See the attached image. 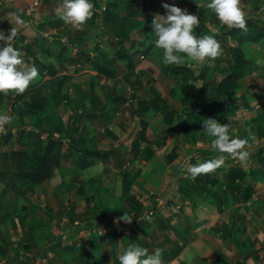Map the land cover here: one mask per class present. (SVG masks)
<instances>
[{
	"label": "crops",
	"instance_id": "1",
	"mask_svg": "<svg viewBox=\"0 0 264 264\" xmlns=\"http://www.w3.org/2000/svg\"><path fill=\"white\" fill-rule=\"evenodd\" d=\"M19 2L27 8L33 0ZM89 2L94 5L93 16L82 31L60 18L63 0L41 1L31 18L24 15L22 10L26 8L13 6L7 12L10 17L2 14L9 21L0 17V32L8 35L11 28L16 27L13 46L21 52L26 64L34 65L39 71L38 78L22 95L0 93V115L7 114L11 118L5 125L6 135L0 139V169L7 173L0 180V261H5L9 255L18 259L26 244L31 246L29 253L37 257L44 256L52 247V264H119V255L129 246L146 248L149 254L162 249L163 264H264V36L240 43L249 64L236 103L217 120L221 124L228 123L231 137L246 139V129L250 128L261 143H253L248 149L250 156L246 166L223 154L225 163L212 173L214 181L203 187L192 186L193 178L187 172V165L215 159L221 153L210 148L212 137L203 126L198 143L181 145L177 158L168 162L169 150L162 137L163 115L159 107L145 111L136 107L133 113L141 112L144 117L142 127L133 125L139 119L128 123L127 114L124 122L118 121L117 102L125 101L130 88H125L126 95L120 94V85H127L120 84L119 68L130 72L126 63L115 58L122 47L116 38L119 26L106 25L102 21L100 2ZM114 2L117 9L111 8L115 16L121 18L128 37L124 46L129 54L152 45L132 72L135 74L145 75L143 66L155 53L151 42L156 39L152 21L156 15L167 16L164 3L199 17V26L194 29L197 37L216 38L230 30L205 7L211 0ZM241 2L246 20L264 29V0ZM16 17L24 21L23 26L16 24ZM133 22L138 24L132 25ZM231 44L237 45V42L233 40ZM188 61L194 64L196 74L202 66L212 62L203 65ZM98 64L113 68V76L108 79L99 75L95 69ZM159 67L161 73V65ZM102 78L106 80L102 87L117 81L119 87L105 95L98 94L96 87ZM149 80L145 77V81ZM152 85L151 97L143 102L154 101L152 87L166 99L165 90ZM58 87L62 91H58ZM67 87H74L77 96L75 92L70 98L63 95ZM16 97L24 107H12ZM52 101H56L53 110ZM80 101L86 109L73 117L70 112L81 108ZM34 102L42 103V107L36 105L37 113L30 108ZM178 104L177 107L169 105L181 111ZM152 109L156 115L150 119ZM58 118L64 121L63 128L56 125ZM52 134L58 144L55 151L60 148L63 154L60 164L55 159L53 174L39 183L31 182L29 177L16 176L13 171L21 164L35 166L42 161ZM14 152L22 156L9 158ZM234 169H239L246 182L254 186L248 202L238 201L235 196L230 180ZM184 181H189L191 197L180 191ZM156 195H166L169 200L156 207L154 219L148 223L133 221V211L154 208ZM128 219L131 223L126 221ZM78 222L82 228L76 226ZM127 226L132 234L120 237L116 229ZM92 229L108 232L101 236L90 232ZM42 230L47 234L39 233Z\"/></svg>",
	"mask_w": 264,
	"mask_h": 264
},
{
	"label": "trees",
	"instance_id": "2",
	"mask_svg": "<svg viewBox=\"0 0 264 264\" xmlns=\"http://www.w3.org/2000/svg\"><path fill=\"white\" fill-rule=\"evenodd\" d=\"M98 1L100 2V0ZM114 4V0H107L106 9L104 12H101V16L103 18V20H101L106 25L115 24L119 26L116 38H118L117 41H119V44L122 47L116 53L117 56L115 58L116 60L126 63L128 71L132 73L142 62V58L144 59L146 54H148V51L150 50V47L152 45H148L147 47L142 48L134 54H129L127 48L124 46V43L128 40V37L126 33H124L121 18L116 17V14L112 10V8H116ZM124 10H127V8H124ZM246 21V30L233 28L228 30L227 32L221 33L218 37L215 38L221 44V47L223 49L222 52L228 50L230 56L229 72H227L228 74L221 78V80L219 81L216 77L214 78L213 75H210V73H216L218 70V67L220 65L218 58L215 59V66L212 67L210 63L202 66L196 78L195 68L193 67L194 64L189 62L187 58H185L184 62L179 65L166 66L162 62L163 50L159 49L161 54V74L163 75V77L174 81V84L176 85L178 90H173L172 93L173 95L176 94L175 96L177 98V101L180 103L182 110L177 111L173 107H171L166 99H164L160 95L159 91H157V89H155L154 87H152V91L154 93V101H141L138 102V106L140 107V109H142V111H145V109L148 110L151 107L160 108L159 110L163 115L164 134L162 135V137L165 139L166 149L169 150V156L167 159L168 162L171 163L177 158V150L181 149V145H194L198 143L200 135H202L203 123L206 121V119H222L227 113V108L236 103L238 99L237 92L241 87V81L249 64L247 59L245 58L243 51L240 48V43L243 40H257L264 36V29L262 27L257 26L252 20ZM131 24L137 25L138 23L133 22ZM114 34L115 33H113V35ZM233 40L237 42V45L231 44V41ZM95 69L99 75L106 76V78L108 79H110L114 74V69L109 66L98 64ZM196 80L198 82H201V86L198 90L193 84V82ZM209 81H211L212 84L208 86L207 83ZM58 91H62L61 87H58ZM57 95L53 96L56 97ZM37 102L31 103L32 105H30V108H34L31 109V111L34 110L35 113H37V111L35 110L37 109L36 105L40 104V106L42 107V103ZM55 102L56 101H52V110ZM23 105L24 104L22 103V101H20V99L17 97L12 101V107L14 108L19 109L22 108ZM38 135L40 136L41 134ZM61 140L62 139H59L58 143H61ZM57 147L58 144H56V141L52 139L50 141V145H48L47 149L44 150L42 161L39 164L35 166H28L26 163H24L19 167H16V171L13 172L16 174V176H19L21 178L29 177L31 182L35 183H39L42 179L49 178L51 173L53 174L54 171L53 168L55 166V159H57L56 162L60 164L61 158H63V154H61L60 148L57 152L55 151ZM169 147L171 148L169 149ZM18 156L22 155L17 152L8 155V157L12 159H15ZM51 157L52 164L50 163ZM192 165L195 166L198 164L195 163ZM57 168H59V165H57ZM5 175H7V173L0 169V180ZM177 180L179 181L180 178ZM230 180L234 185V193L235 196L238 197V201L248 202L252 198L254 193L253 184L246 182L245 175L239 169L232 170V173L230 174ZM212 181H214L212 173L207 175L202 174L193 179L191 184L192 186H194L195 184H199L203 187L205 184ZM188 184L189 181L182 182V184H180V191L186 196L191 197L192 192L188 191L190 189ZM203 194L204 192L202 191V197ZM154 205L155 206L153 209L155 210L157 207L155 202ZM79 223L80 226L77 227L82 228L81 222ZM72 226L75 227V224L73 223ZM119 236L122 238L126 237L123 235ZM23 246H25V249L23 247L21 248L23 253L18 256V259H16V256L14 255H9L8 257H6L5 261H0V264L1 262H4V264H52V247L50 248L51 250L49 252H45L44 256L37 257L33 253H29V249L31 246L26 244ZM44 260H46V263H43Z\"/></svg>",
	"mask_w": 264,
	"mask_h": 264
},
{
	"label": "clouds",
	"instance_id": "3",
	"mask_svg": "<svg viewBox=\"0 0 264 264\" xmlns=\"http://www.w3.org/2000/svg\"><path fill=\"white\" fill-rule=\"evenodd\" d=\"M167 16L156 15L152 21L155 33V47L163 50L162 62L164 65H179L185 58L203 63L206 60L214 61L222 54V47L218 40L211 35L197 37L194 29L199 26V17L189 14L179 7L163 4ZM215 13L222 25L230 29L246 30V12L241 0H211L205 5ZM94 5L89 0H63L60 18L65 24L71 25L78 31L93 16ZM16 24L23 26L24 21L16 17ZM18 29L12 27L10 34L0 32V93L8 95L15 93L22 95L34 82L39 71L33 65L29 66L22 59L21 52L12 44ZM11 118L7 114L0 115V131L10 123ZM208 136L212 137L210 148L221 153L217 158L208 160L198 165H187V172L195 179L200 175L214 173L225 163V155L238 160L242 166H246L253 143H261L257 140L252 130L246 129L248 138H233L229 134V125L221 124L215 119H206L203 123ZM131 223V219L126 220ZM162 249H156L149 254L148 249L140 246H129L123 254L119 255V264H163Z\"/></svg>",
	"mask_w": 264,
	"mask_h": 264
},
{
	"label": "rangeland",
	"instance_id": "4",
	"mask_svg": "<svg viewBox=\"0 0 264 264\" xmlns=\"http://www.w3.org/2000/svg\"><path fill=\"white\" fill-rule=\"evenodd\" d=\"M23 2V0H22ZM32 5V4H31ZM12 6L17 9H19L20 7L22 8H26V6L22 5L21 2H19V0H0V15L4 14L5 16L9 15L10 13H7L8 12V9L11 8L12 9ZM29 6L26 8V9H23L22 11H24V15L26 17L27 16V10H28ZM4 15L0 16L1 19L3 21H9V19L3 17ZM11 15H9L10 17ZM28 18H31V17H28ZM11 20H13V17L10 18ZM156 40V39H155ZM155 40H152V44H154V48H155V53H153L151 55V58L146 61V63L144 64L143 67L144 70H146V73L145 75L141 72H138V74H135V73H128L126 72V70H123L122 68H119L120 69V74L121 75V80L120 81V84L121 83H125L127 86H121L120 85V88H121V91H120V94H124L126 95L125 93V88L128 87L129 89L127 90V95H126V99L125 101H123L122 103L121 102H117L118 106L117 109L120 110V112L118 113V116H119V122L123 121L124 122V119L127 117L126 114L128 115V118L130 119L128 121V123L131 121H135L136 119H139L140 121L138 123H134L133 125L134 126H138V127H142L143 126V122L142 120L144 121V117L141 116V112L140 113H133L134 110L136 109V107H139L138 106V102H141L145 99H148L149 97H151V84H153L155 87L157 86L158 88H160L161 90H165V98L167 99V101L169 102L170 105H173L174 107H177L179 104H178V101H177V98H176V94L173 95L172 91L173 90H176L177 87L176 85L174 84V81L172 80H169V79H166L164 78L161 73H160V65H161V55L159 53V49H157L155 47ZM147 43V42H146ZM229 60H230V56H229V51L226 50L224 52H222V54L218 57V61H219V67H218V70L216 73H210V75L215 78H217V80H221V78H223L224 76H226L229 72ZM211 60H206L205 62L203 63H199V64H206L207 62H209ZM146 67H148V69H146ZM198 73V71H196ZM118 73V72H117ZM196 78L198 76V74H195ZM145 77H147L148 79H150L149 81H145ZM213 78V79H214ZM103 81H106L104 80L103 78L100 79V81H98L97 83V87H96V92L100 95H105L104 93H108L110 92L113 88L114 91L117 90V88L119 87V81H117L114 85L112 84H109L107 85L106 87H102L101 85H105L103 84ZM148 82V83H147ZM211 82V81H209ZM208 82V83H209ZM207 83V84H208ZM195 88L198 90L201 86V82L199 81H194L193 82ZM212 84V83H211ZM118 86V87H117ZM54 87V86H53ZM178 90V89H177ZM123 91V92H122ZM73 92L74 91V87H67L66 89H64V92L63 95H66L67 97H71L70 94H74ZM75 95L77 96L76 92H75ZM78 99V98H77ZM136 99L138 100V102H133V104H131V100H135ZM63 100V99H62ZM74 100V99H73ZM66 100H64V103L66 104L65 102ZM82 101L78 102V104L81 106V108H78L76 110H72L70 113L73 114V117H75L76 115H80L81 112H83L86 108L85 106L83 105L82 106ZM120 106V107H119ZM137 114V115H136ZM151 114V115H150ZM152 115H156V112H155V109H152L151 112H149V115L148 117L150 116V119L152 117ZM60 118L56 119V125L59 126V128H63L64 127V121L63 123L61 121H59ZM78 126H80V122L78 121ZM54 125V124H53ZM52 139H55L53 137V134H52ZM254 200H257V199H254ZM253 203L250 202V205H252ZM39 233H42V234H47L46 231L42 230L40 231Z\"/></svg>",
	"mask_w": 264,
	"mask_h": 264
},
{
	"label": "built area",
	"instance_id": "5",
	"mask_svg": "<svg viewBox=\"0 0 264 264\" xmlns=\"http://www.w3.org/2000/svg\"><path fill=\"white\" fill-rule=\"evenodd\" d=\"M43 1V0H33L32 2V5L28 8L27 10V16L28 17H31L32 14L35 12V10L37 9V7L39 6L40 2ZM106 6H107V0H100V12H104L105 9H106ZM131 104H133V102H138V100L136 99L135 100H131L130 101ZM7 133V129H6V126H4V130L3 131H0V139L6 135ZM169 200L168 196L164 195H156L153 197V201L155 202V204L157 206H162L164 204L167 203V201ZM155 210L152 208V209H147V210H136V211H133L131 213V218L133 219V221L135 222H139V223H148V222H151L154 217H155ZM76 226H80V223H76ZM90 232L92 233H97L99 235H105L108 231L105 230V229H92ZM116 232L119 234V235H123V236H128V235H131V228L130 226H127L126 228L124 229H116ZM43 263H46V260L43 261ZM4 264V263H2Z\"/></svg>",
	"mask_w": 264,
	"mask_h": 264
},
{
	"label": "water",
	"instance_id": "6",
	"mask_svg": "<svg viewBox=\"0 0 264 264\" xmlns=\"http://www.w3.org/2000/svg\"><path fill=\"white\" fill-rule=\"evenodd\" d=\"M210 65H211V66H215V62L212 61V62L210 63ZM209 85H211V82L208 83V86H209Z\"/></svg>",
	"mask_w": 264,
	"mask_h": 264
}]
</instances>
